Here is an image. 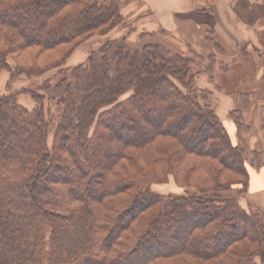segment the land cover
Instances as JSON below:
<instances>
[{
  "label": "trees",
  "instance_id": "16d2710c",
  "mask_svg": "<svg viewBox=\"0 0 264 264\" xmlns=\"http://www.w3.org/2000/svg\"><path fill=\"white\" fill-rule=\"evenodd\" d=\"M119 8L115 1L0 0V73L43 74L10 59L115 32L123 26ZM128 35L107 39L86 62L35 89L0 94V264H164L228 254L243 264L258 252L236 250V242L264 244L260 216L254 221L235 200L151 190L189 159L191 170L218 162L217 178L246 173L195 84L192 60ZM19 94L31 96L34 108Z\"/></svg>",
  "mask_w": 264,
  "mask_h": 264
},
{
  "label": "rangeland",
  "instance_id": "374dc122",
  "mask_svg": "<svg viewBox=\"0 0 264 264\" xmlns=\"http://www.w3.org/2000/svg\"><path fill=\"white\" fill-rule=\"evenodd\" d=\"M111 1L117 2L120 6V13L123 17L122 27L106 35L97 32L75 46H63L42 54L37 49L23 51L20 55L10 59L11 64L13 66L16 64L23 66L38 65L42 70L45 69L44 73L41 75L35 73L32 75L29 73L12 75L9 71L3 70L0 73V94L17 92L25 87L35 89L42 80L47 77H54L60 69L72 68L86 62L91 52L98 51L109 38L126 33L130 35H128L129 39L134 43L139 40L140 35L146 37L144 38L145 42H149L153 38L165 49L180 53L192 60L195 84L199 91H205V96L209 98L208 103L223 123L224 128L227 129V136L233 144L234 152L239 160L238 167L246 175L238 171H226L217 178L219 173L217 171L218 162L211 164L214 169L212 168L210 171L207 170L209 163L200 167L197 165L195 170H191L192 163H189L191 160L189 159L188 164L179 167L177 177L170 175L168 181L153 184L151 190L168 197L208 200L219 196L235 200L239 208L249 214L254 221L258 219L257 216H260L261 221L258 220L256 229L259 233H264V208L260 205L261 191L257 186L259 181L251 179V175L254 177L256 173L264 169V103L259 100V93L261 91L264 93V85L259 86L254 83L257 78L253 77V63L244 59L241 55L239 57L237 54L230 56L229 53L222 50L217 42L210 43L213 50L208 54L195 52L186 37L180 35L177 31L165 28L159 22V19L155 18L157 8L154 3L162 7L159 3L160 0H150V5L148 0H99L101 4H107ZM169 22L172 23V21ZM131 31L132 33H130ZM210 41H213L212 37ZM69 51L70 54L65 65L59 69L56 68L53 63ZM18 101L30 110L34 108L35 103L29 95L19 94ZM227 103L230 104L231 109L229 108L230 112L226 114L224 112L223 115L219 112V107H221V104L227 106ZM229 104L227 107H229ZM51 143L52 137L50 139ZM105 163L106 160L104 159L97 161L99 167H102ZM149 169H151V166H149ZM150 173L155 174L156 171ZM219 187L222 188L217 190ZM260 224H262L263 229ZM184 234L185 232L180 234L179 243L183 241ZM163 242L167 243L165 239ZM238 243L239 241L234 244V249L239 250L241 248L248 253L256 250L260 253L253 256H250V254L249 256L245 255L248 258L241 259L240 263L264 264V244L260 247V245L247 241V239ZM235 260L236 258L232 254H228L225 257L210 261L180 257L164 264H232Z\"/></svg>",
  "mask_w": 264,
  "mask_h": 264
},
{
  "label": "crops",
  "instance_id": "0c3cea01",
  "mask_svg": "<svg viewBox=\"0 0 264 264\" xmlns=\"http://www.w3.org/2000/svg\"><path fill=\"white\" fill-rule=\"evenodd\" d=\"M148 3L151 4L150 0ZM159 3L162 7L154 3L155 18L165 28L186 37L195 52L208 54L213 50L210 43L217 42L230 56L241 55L252 62L257 68L253 74L257 79L252 80L256 85H264V0H160ZM259 94L264 103V93ZM227 106L221 104L219 112L229 113L230 104ZM251 179L259 181L260 205L264 208V169L254 177L251 175Z\"/></svg>",
  "mask_w": 264,
  "mask_h": 264
}]
</instances>
